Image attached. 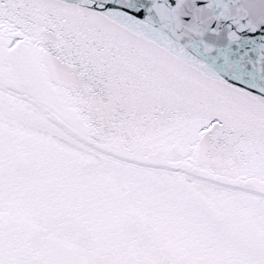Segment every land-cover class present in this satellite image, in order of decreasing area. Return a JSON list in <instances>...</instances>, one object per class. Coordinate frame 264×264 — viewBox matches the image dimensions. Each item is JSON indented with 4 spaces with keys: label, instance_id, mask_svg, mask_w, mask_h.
<instances>
[{
    "label": "snow or ice",
    "instance_id": "obj_1",
    "mask_svg": "<svg viewBox=\"0 0 264 264\" xmlns=\"http://www.w3.org/2000/svg\"><path fill=\"white\" fill-rule=\"evenodd\" d=\"M0 264H264V0H0Z\"/></svg>",
    "mask_w": 264,
    "mask_h": 264
}]
</instances>
